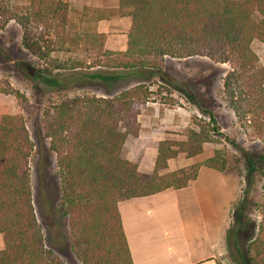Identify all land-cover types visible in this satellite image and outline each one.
Returning a JSON list of instances; mask_svg holds the SVG:
<instances>
[{"label": "trees", "instance_id": "obj_1", "mask_svg": "<svg viewBox=\"0 0 264 264\" xmlns=\"http://www.w3.org/2000/svg\"><path fill=\"white\" fill-rule=\"evenodd\" d=\"M42 1H33L21 15L0 4V29L16 22L25 52L51 69L34 70L32 81L43 77L52 85L65 86L69 79L59 81L53 73L64 70L74 72L79 81L136 82L112 97L78 95L48 103L40 121L59 171L71 252L81 264H132L118 213L120 201L185 188L196 180L200 168L217 172L229 168L215 153L203 162L160 174L179 154L192 158L202 153L210 139L208 131L199 127L189 130L185 141L159 142L153 172H139L135 163L122 157L127 138L139 134L135 106L149 101L153 95L149 88L157 80L173 87L164 75L165 58H206L229 66L222 80L225 107L251 140L264 142V66L252 49L254 41L264 45V0H117L118 7L111 14L131 20L126 49L99 51L101 56L90 65L99 71L90 73L76 71L81 65L78 59L64 62L54 57L63 51L65 42L77 45L79 39L65 30L69 5ZM90 53L86 51V58ZM0 93L23 98L2 89L1 84ZM185 98L206 114L215 125L213 133L219 134L213 114L202 111L191 95L186 93ZM230 144L241 153L248 186L256 176L264 178V156ZM33 149L23 116L0 115V235L4 244L0 264H63L46 248L36 217L28 167ZM250 207L255 205L247 188L232 205L234 220L225 232L232 264H264V206L259 210L256 236L244 240L241 235L250 223Z\"/></svg>", "mask_w": 264, "mask_h": 264}, {"label": "rangeland", "instance_id": "obj_2", "mask_svg": "<svg viewBox=\"0 0 264 264\" xmlns=\"http://www.w3.org/2000/svg\"><path fill=\"white\" fill-rule=\"evenodd\" d=\"M33 1L38 3L39 0H0V4L16 15H21L26 13L25 10L32 6ZM52 1H62L69 5L71 10L65 30L68 31V35L79 39L77 45H72L69 40L65 42L63 51L53 54L54 57L64 62L78 59L81 65L76 71L80 73L99 71V68H90V65L101 56L100 52L105 50L106 37L102 40L94 28V24L101 18V13L85 6L81 7L80 4L85 1L43 0L42 2L47 5ZM21 41L22 30L13 20L4 29H0L1 87L6 91L18 92L23 97L18 99L14 95L0 93V115H22L34 145L28 167L34 209L46 248L63 264H81L69 246L68 220L63 214L59 171L55 156L49 150V141L43 137L40 126L41 114L45 105L59 99H70L78 95L112 97L134 86L136 82L115 81L106 85L79 81L74 78V72L64 70H53V73L59 75V81H63V78L69 79L68 82H64L65 86L58 83L52 85L51 80L43 77L32 81L30 76L34 75V70L51 69L47 64L28 55L21 46ZM66 49H70L71 52H65ZM252 49L264 66V45L254 41ZM87 50L91 51L89 58L85 56ZM228 70L227 64H215L206 58L195 57L184 60L165 58L164 75L173 87L164 84L162 80H157L158 84L149 88L153 93L149 101L144 105L135 106L134 111L139 123L140 135H143L145 140L150 137L151 140L157 141L165 136L168 140L182 142L186 140L189 130L198 131L199 127H204L205 131H208L210 140L203 145L201 154L191 159H188L186 154H179L172 163L176 166H188L191 163L203 162L213 157L215 153L221 155L229 165V168L223 172L226 173L223 182L234 185L238 179L239 187L238 197L229 202L224 210V220L229 222L227 229L234 220L231 207L241 198L242 190L247 188L250 190V199L255 205L249 208L247 215L250 223L241 233L244 240H248L256 236L260 221L259 210L264 206V178L256 176L250 187L248 186L241 153L232 147L230 142L236 143L255 156H264V142L251 140L225 107L222 100V80ZM186 93L194 98L202 111L213 114L219 134L213 133L212 128L215 125L211 124L206 114L200 112L185 98ZM136 138L129 137L124 154L140 156L142 152L145 157L150 155L154 147H147L146 144L136 147ZM226 138L229 140H225ZM236 168L238 171L235 170ZM233 194L234 191L231 193L232 198ZM224 264H232L227 247Z\"/></svg>", "mask_w": 264, "mask_h": 264}, {"label": "crops", "instance_id": "obj_3", "mask_svg": "<svg viewBox=\"0 0 264 264\" xmlns=\"http://www.w3.org/2000/svg\"><path fill=\"white\" fill-rule=\"evenodd\" d=\"M79 1H85L80 4L81 7L101 13L94 28L96 34L106 37L104 49L125 51L131 20L129 17L111 14L118 7L117 0ZM140 133L141 131L135 146L142 147L146 144L147 147H154V150L147 157L142 152L140 156L125 155L129 136L124 144L122 157L135 163L139 172L151 174L158 143L168 139L163 136L157 141L150 137L145 140ZM173 159L167 162L165 170L160 171L161 175L193 164L176 166L172 163ZM225 174L200 168L196 180L185 188H170L151 196L120 201L118 213L132 264H224L225 232L229 225L224 220V210L229 202L236 200L239 191L238 179L234 185L225 184ZM3 246L0 235V250Z\"/></svg>", "mask_w": 264, "mask_h": 264}]
</instances>
